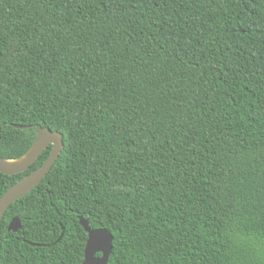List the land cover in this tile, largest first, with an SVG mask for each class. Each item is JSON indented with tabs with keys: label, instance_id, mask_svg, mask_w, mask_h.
<instances>
[{
	"label": "trees",
	"instance_id": "1",
	"mask_svg": "<svg viewBox=\"0 0 264 264\" xmlns=\"http://www.w3.org/2000/svg\"><path fill=\"white\" fill-rule=\"evenodd\" d=\"M37 125L0 264H81L79 216L106 264H264V0H0V157Z\"/></svg>",
	"mask_w": 264,
	"mask_h": 264
},
{
	"label": "water",
	"instance_id": "2",
	"mask_svg": "<svg viewBox=\"0 0 264 264\" xmlns=\"http://www.w3.org/2000/svg\"><path fill=\"white\" fill-rule=\"evenodd\" d=\"M16 128H26L15 126ZM35 140L28 151L19 159L4 160L0 157V172L5 175H16L27 170L43 153L51 146L49 155L44 162L30 174L11 186L0 197V222L8 207L18 199L26 196L41 181L52 168L63 149L61 133L51 131L48 128H35ZM1 136V128H0ZM79 224L87 234L86 243L83 250V260L81 264H106L112 252V235L105 229H91L88 221L82 216L78 217ZM21 229L20 220L14 217L8 224L7 230L17 232Z\"/></svg>",
	"mask_w": 264,
	"mask_h": 264
}]
</instances>
